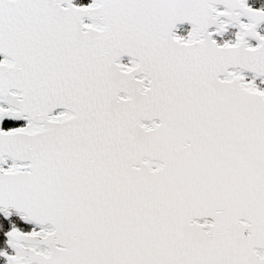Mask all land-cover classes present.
Returning <instances> with one entry per match:
<instances>
[{
    "label": "snow or ice",
    "instance_id": "1",
    "mask_svg": "<svg viewBox=\"0 0 264 264\" xmlns=\"http://www.w3.org/2000/svg\"><path fill=\"white\" fill-rule=\"evenodd\" d=\"M0 264H264V0H0Z\"/></svg>",
    "mask_w": 264,
    "mask_h": 264
}]
</instances>
